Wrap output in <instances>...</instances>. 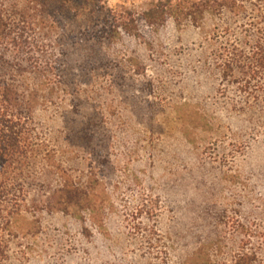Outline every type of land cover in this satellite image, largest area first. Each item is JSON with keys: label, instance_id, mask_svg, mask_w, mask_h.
Listing matches in <instances>:
<instances>
[{"label": "rangeland", "instance_id": "1", "mask_svg": "<svg viewBox=\"0 0 264 264\" xmlns=\"http://www.w3.org/2000/svg\"><path fill=\"white\" fill-rule=\"evenodd\" d=\"M27 1L0 0L32 91L0 264H264V58L227 65L264 50L253 3L175 22L177 0Z\"/></svg>", "mask_w": 264, "mask_h": 264}, {"label": "trees", "instance_id": "2", "mask_svg": "<svg viewBox=\"0 0 264 264\" xmlns=\"http://www.w3.org/2000/svg\"><path fill=\"white\" fill-rule=\"evenodd\" d=\"M37 0L27 1L26 4L29 6L36 5ZM198 1V0H193ZM252 7L254 8L251 13L253 19H259L262 26H264V0H250ZM182 1L177 0L176 4L169 6V18H172L175 22L180 16L188 17L189 20L195 22L200 17L202 18L205 13L209 10L216 11H226L231 15H240L245 13L243 4L239 3V0H199L197 3L190 1H185L183 4ZM150 13L145 16V20L148 17H154V15H162L163 10H159L157 14H153L154 10L158 6L154 7ZM255 15V16H254ZM163 16V15H162ZM31 22H27V24ZM1 25V24H0ZM1 28V26H0ZM257 30L258 28L255 27ZM17 42L12 41V46L14 50L12 52L19 53V49L22 50L23 54H26V49L29 51V44L22 37L15 38ZM0 38V42H2ZM261 38L256 40V44L252 49L251 54L246 56L241 51L236 50L233 54L231 53L230 60H228V69L236 68L241 73H244L246 69H249V66H243L245 61L250 60L252 66L258 65L261 60L264 58V50L261 46ZM16 49V50H15ZM11 55V53H9ZM21 63L10 60L9 57L2 55L0 57V68L2 70H7L8 75L0 74V185H2L6 180V171L11 167L13 162H20L28 151V134L24 130L25 125L29 123L31 115V95L32 91L26 79L23 75L21 77L17 76L18 69H23L24 64L28 67L31 63L30 60L22 58ZM38 65V64H37ZM39 68V65L37 66ZM227 67V66H226ZM5 68V69H3ZM37 68V69H38ZM0 70V71H2ZM7 193L6 189L1 187L0 194ZM3 242L0 239V260L3 259Z\"/></svg>", "mask_w": 264, "mask_h": 264}]
</instances>
